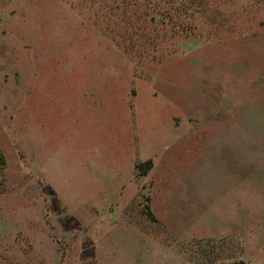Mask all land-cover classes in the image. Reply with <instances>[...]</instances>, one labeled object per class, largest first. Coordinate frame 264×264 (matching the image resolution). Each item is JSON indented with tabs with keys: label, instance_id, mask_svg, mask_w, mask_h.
<instances>
[{
	"label": "rangeland",
	"instance_id": "obj_1",
	"mask_svg": "<svg viewBox=\"0 0 264 264\" xmlns=\"http://www.w3.org/2000/svg\"><path fill=\"white\" fill-rule=\"evenodd\" d=\"M0 264H264V0H0Z\"/></svg>",
	"mask_w": 264,
	"mask_h": 264
},
{
	"label": "trees",
	"instance_id": "obj_2",
	"mask_svg": "<svg viewBox=\"0 0 264 264\" xmlns=\"http://www.w3.org/2000/svg\"><path fill=\"white\" fill-rule=\"evenodd\" d=\"M147 165H150L149 163Z\"/></svg>",
	"mask_w": 264,
	"mask_h": 264
}]
</instances>
